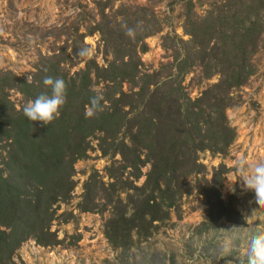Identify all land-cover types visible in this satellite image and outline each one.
<instances>
[{"label":"trees","instance_id":"16d2710c","mask_svg":"<svg viewBox=\"0 0 264 264\" xmlns=\"http://www.w3.org/2000/svg\"><path fill=\"white\" fill-rule=\"evenodd\" d=\"M108 3L99 7L100 20L94 28L106 46L111 42L112 60L106 67L86 60L83 69L70 74L63 68L70 53L63 49L41 58L30 83L0 70V264H19L14 256L28 240L42 247L63 243L52 225L73 217L72 212L58 213L59 204L71 198L74 165L87 157L88 139L96 133L102 134V153L112 151L120 159L109 166L108 184L97 173L88 177L77 208L102 213L112 206L105 236L122 249L134 244V235L149 238L155 222L168 219L170 210L178 207L176 197L186 191L187 178L205 172L200 152L225 154L235 141L226 109L235 103L233 90L255 72L252 57L264 43V0H215L203 16L195 15L189 1L184 21L190 36L187 47L157 74L140 72L137 41L130 43L128 34L134 29L135 12L121 7L118 11L125 21L117 23L105 13ZM141 9L148 17L140 36L143 41L160 26L152 10ZM141 47L146 51L145 43ZM76 51L75 47L71 53L76 56ZM197 66L201 79L215 75L219 79L193 100L182 82ZM47 76L65 80L66 103L59 117L44 125L26 118L24 105L16 108L9 93H20L25 104L50 94L43 83ZM98 81L107 83L104 90L94 89ZM124 82L137 90L123 92ZM97 95L103 97L101 106L89 117L86 112ZM126 126L128 140L121 135ZM226 173L220 164L200 187L206 201L205 229L220 219H239L233 200L222 197ZM143 176V184L136 186ZM122 193L127 202L120 198Z\"/></svg>","mask_w":264,"mask_h":264},{"label":"rangeland","instance_id":"374dc122","mask_svg":"<svg viewBox=\"0 0 264 264\" xmlns=\"http://www.w3.org/2000/svg\"><path fill=\"white\" fill-rule=\"evenodd\" d=\"M100 1V4L98 3ZM193 3L196 16H203L213 7L215 0H0V70L12 71L17 76L32 78L42 57L61 53L63 49L70 58L63 64L64 70L73 74L83 69L86 60H94L99 67H106L112 60L110 45L106 46L100 33L94 30L99 22V7L104 6L110 19L122 22L125 18L118 11L121 7L135 12L134 29L129 35L130 43L136 42L137 55L142 74L164 72L174 62L177 51L184 52L190 36L184 31L187 3ZM152 10L159 22V30L140 41L146 25V11ZM139 9V10H136ZM141 9V10H140ZM145 16V17H144ZM125 21V20H124ZM118 41V39H117ZM147 46L142 52V44ZM87 47L93 51L91 58L74 56L71 52ZM77 52V51H76ZM127 59V58H126ZM254 74L242 86L233 90L234 105L226 109L229 124L236 131V138L225 154L208 150L199 153V161L205 172L187 178V189L176 197V209L169 218L155 222V228L147 239L134 235V244L122 249L113 246L105 236V224L114 209L105 212H81L77 205L83 194L88 177L97 173L105 184L107 174L118 154L110 151L104 155L99 145L101 133L91 136L87 157L78 160L73 180L75 186L71 198L59 204L58 213L72 212L68 222L56 220L52 230L63 243L42 247L28 240L16 251L14 259L19 264H239L247 236L256 228H264V206L255 201L254 193L243 186L242 176L234 167L237 158L249 160L264 156V43L252 57ZM200 67L190 71L182 87L191 99H196L211 84L218 81L215 75L201 79ZM28 80V79H27ZM95 82V81H94ZM106 82L98 81L96 91L104 90ZM122 90H137L124 82ZM10 99L16 108L25 105L22 95L10 91ZM128 127L122 136L128 140ZM131 132L134 129L130 128ZM224 164L227 173L222 187V197L232 199L239 212L235 222L220 219L214 225L203 227L205 222V198L200 190L204 180H210L213 168ZM143 173L148 171L144 167ZM143 176L135 182L141 186ZM234 189V190H233ZM131 190L129 192L133 193ZM120 198L127 202V194ZM233 251H223L226 243Z\"/></svg>","mask_w":264,"mask_h":264},{"label":"clouds","instance_id":"9594fccd","mask_svg":"<svg viewBox=\"0 0 264 264\" xmlns=\"http://www.w3.org/2000/svg\"><path fill=\"white\" fill-rule=\"evenodd\" d=\"M128 34L132 35L131 30ZM77 55L91 58L93 51L83 47L77 50ZM27 79L30 83L32 78L29 75ZM43 83L50 89V94L38 95L34 100L27 102L22 111L30 121L47 125L59 117V110L66 103V82L63 78L47 76ZM102 99L101 95L91 99L87 116L94 115V112L100 108ZM234 167L241 173L243 186L254 193L255 201L259 206H264V156L252 160L241 156L235 161ZM223 251L229 254L233 251L230 242L224 245ZM238 259L239 264H264V228H256L247 236Z\"/></svg>","mask_w":264,"mask_h":264}]
</instances>
